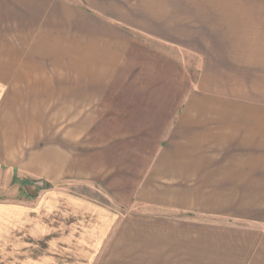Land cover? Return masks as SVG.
<instances>
[{
  "label": "crops",
  "instance_id": "crops-1",
  "mask_svg": "<svg viewBox=\"0 0 264 264\" xmlns=\"http://www.w3.org/2000/svg\"><path fill=\"white\" fill-rule=\"evenodd\" d=\"M231 1L0 0V176L64 179L99 114L121 117L115 142L166 131L115 220L122 264H264V109L224 69L243 34ZM137 35L200 58L174 109L114 90L137 79L120 74Z\"/></svg>",
  "mask_w": 264,
  "mask_h": 264
},
{
  "label": "rangeland",
  "instance_id": "rangeland-1",
  "mask_svg": "<svg viewBox=\"0 0 264 264\" xmlns=\"http://www.w3.org/2000/svg\"><path fill=\"white\" fill-rule=\"evenodd\" d=\"M230 6L236 10L235 22L238 19L242 22L243 34L228 36L235 49L222 52L230 55L229 65L224 69L240 78L243 93L252 92L262 110L264 0H232L227 3ZM238 58L242 60L239 65L249 66L234 67L231 62ZM199 65L200 58L196 55L137 35L120 72L131 80L137 79L113 87L116 92L130 95L132 103L149 104L147 110L174 109V104L181 103L190 89ZM250 86L252 90H247ZM159 91L173 98L160 99ZM118 118L121 117L94 116L74 154L68 175L60 181L9 170L2 173L0 264H122V241L116 236L120 227L115 220L136 208L134 192L138 179L150 163V152L167 133L138 131L140 138L135 135L134 139L128 138L131 142H115L121 132L110 130L107 122L112 127L118 126L115 123ZM70 126L68 121V130ZM258 128L259 142H264L262 111ZM131 145L140 153L130 150Z\"/></svg>",
  "mask_w": 264,
  "mask_h": 264
}]
</instances>
